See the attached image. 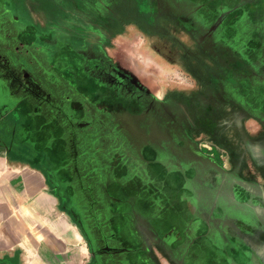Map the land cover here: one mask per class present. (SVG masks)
Wrapping results in <instances>:
<instances>
[{"label": "flooded vegetation", "instance_id": "1", "mask_svg": "<svg viewBox=\"0 0 264 264\" xmlns=\"http://www.w3.org/2000/svg\"><path fill=\"white\" fill-rule=\"evenodd\" d=\"M26 1L0 0V68L16 85L13 89L9 87L13 91L11 97L4 98L6 82L0 79V110L17 105L16 113L24 117L26 130L36 140L33 146L37 144L47 150L41 157L43 163L57 165L51 169L54 186L87 242L88 264H162L163 259L170 264H230L232 248L214 247L209 239L208 223L198 216L202 208L198 204L199 196L184 188L186 178L175 177L162 166L171 159L164 155L166 145L158 141L139 142L138 150L135 149L138 152H133L130 147L133 143L127 139L120 120L131 115L136 128L147 133L166 132L177 145L185 147L184 139L190 133L217 131L220 124L228 129L224 116L230 110L236 113V107L241 105L235 103L232 109L224 107L219 117V112L209 107L203 110L192 102L177 104V93L183 91L176 84L171 87L173 93H169L167 86L161 88L160 95L151 91L141 77L139 65L127 64L109 50L112 38L107 30L112 23L107 15L109 7H104L106 13L79 16L86 26L102 31L99 37H87L90 44L83 53L49 35L39 38L29 25L21 28L15 10ZM66 1L71 4V0ZM191 1L195 3L201 24L196 26L183 19L187 24H182L185 27L182 30L193 37L192 42L186 37L188 43L199 44L194 49H223L227 34L232 35L236 23L242 19L233 17V13L243 11L231 7L232 14L223 15L226 25L220 30L221 37H216L212 28L217 30L218 11L226 6V0ZM238 1L229 2L236 7ZM152 7H159V2ZM257 36L264 38V32L260 30ZM37 40L42 41L41 46H37ZM39 48L61 62L57 72L47 70L35 57L33 50ZM250 54L247 51L244 59L251 67ZM33 56L37 62L32 60ZM32 64L42 67L45 77L49 78V83L40 82L44 92L35 89L36 80L29 71ZM62 66L73 69H67L70 77L60 69ZM8 68L20 75L12 76ZM260 68L264 69V64ZM259 80L262 81L254 83L248 75L241 78L243 84L251 85L250 92L243 97L248 95L252 103L242 107L255 117L264 112V83H261L264 73ZM59 83L66 92L56 91ZM233 97L239 99L238 95ZM75 98H80L83 104ZM209 98L215 100L214 96ZM254 119L264 129L262 119ZM238 122L237 119V129L241 126ZM205 151L195 158L202 161ZM225 155L229 160L231 151ZM197 160L188 162L193 164ZM209 172L221 174L214 169ZM168 229L176 234L171 239L166 236Z\"/></svg>", "mask_w": 264, "mask_h": 264}, {"label": "crops", "instance_id": "2", "mask_svg": "<svg viewBox=\"0 0 264 264\" xmlns=\"http://www.w3.org/2000/svg\"><path fill=\"white\" fill-rule=\"evenodd\" d=\"M28 1L32 2L33 0H27L26 2ZM52 1L63 12L60 16L63 25L59 24L57 26L56 24L55 27L58 28V33L50 31L46 35L54 38V40L60 39L76 51L84 53L90 44V41L86 42L85 40H89L88 36L95 35L94 37H99L98 28L92 25L86 26L82 23L78 19L79 16H88L76 12L73 7L71 8V4L66 7L65 0ZM92 1L95 0H89L90 3ZM156 1H152L150 5L153 6ZM145 2L147 3V1ZM99 12L106 13L100 5H96L94 15L99 14ZM66 16H68V20L65 19ZM20 18L24 22V25L21 24V28L29 25L38 36L35 27L28 23L29 19ZM71 24H81L83 26H75L79 28L77 34H80V36L81 33L83 34L81 37L78 35L77 38H80V42L74 43L75 46L67 41L66 36L62 34V31L67 33L70 31L69 25ZM126 35L127 30L123 25L121 30L111 38L109 50L112 54L119 48L121 40L134 39L138 34L132 38H127ZM37 42V46H41L42 41L37 40ZM146 42L144 39L143 49L155 59L150 48L145 47ZM226 43H228V40L223 43V49L222 47L209 50L196 49L198 54L205 56L208 60V64L203 66L202 71L210 79L209 86H203L202 83L194 80L192 75L189 74L187 76H189V79L191 78L192 86L186 87L185 83L184 87H181V83L169 82L162 78L158 85H160V90L167 86L169 93H173L170 92L171 87L176 84L177 88L183 91L182 94L178 93V98L175 100L177 104L180 101L185 104L192 102L193 104H199L203 110L209 107V110L212 109L213 111L215 109V111H218L219 117L220 111L225 110L224 107L232 109L234 107L232 105H235V103L240 104L241 106L238 105L235 109L236 113L233 114L230 110L226 114L227 116L223 118L227 120L229 128H232L234 132L237 130L241 134L239 138L242 139V143L239 149H224L218 145L219 148L214 149L212 144L195 138V133L185 135V147H182L177 145L176 141L174 142V138L172 139L170 135L164 132L162 134L167 141L173 140L177 149L190 153L192 157L184 158L180 151L175 154L172 150L166 149L164 155L171 159L168 163L161 164L173 176L186 178L184 188L191 189L187 191L199 196L200 201L198 200V204L202 208L198 211V216L205 224L208 223L210 229L209 239L214 247L229 245L232 248L228 258L230 264H264V158H262L264 152L261 151L264 149H261L262 145L259 143V136L264 133V129L254 119L258 117V119L264 120V112H259L255 117L249 115L242 107L251 101L248 95H246V98L243 97L244 93L250 92L249 86L251 88V85L241 83L237 86L241 90V94H238L239 99L233 97V76L229 72V69L233 66V64L229 66V61H231L229 56H233V54L231 49L226 47ZM192 44H195V41ZM33 53L36 58L46 65L47 70L57 72L56 68L61 67L59 65L61 62L59 63L58 59L56 61L51 58L50 53H47V51L45 52L39 48L34 49ZM26 54L31 59L30 54ZM18 57L24 58L21 55H18ZM32 60L37 62L34 56ZM161 64L166 65L163 62ZM32 65L29 71L36 80L34 81L35 89L38 92H44L40 82L49 83V78L45 77L42 67ZM60 69L66 73L67 77L71 76L69 75L70 71H67L69 69L73 70L72 68L68 69L62 66ZM14 72L20 75V72L15 69ZM184 74L186 76V73ZM223 75L225 80L222 81ZM229 77H231V81L228 79ZM0 79L6 82L5 90L8 91L9 96L13 94V91H9V87L13 89L16 85L9 81L1 68ZM56 88V91L62 93L63 90L66 92L64 85H60V83L56 84ZM223 91H226V93L229 91L230 94H223ZM210 96H214L215 100L209 98ZM235 96L237 97V95ZM75 101L83 104L80 98H77V100L75 98ZM212 103L215 104L216 108H213ZM18 109L17 105H13L0 110V264H88L90 256L87 242L71 212L60 199V193L54 186V176H52L51 169H56L57 165L50 163L45 165L43 163L41 157L45 156L47 150L37 144L33 146L36 140L30 136L31 132L26 130L22 122L24 117L22 115L20 117L16 113ZM237 119L239 120L238 123L241 124L239 129L236 127L238 125L236 123ZM132 120H134V117L127 115L120 121L125 130L123 131L126 135L128 134L127 139L129 138V141L133 143V146H130L133 152H138L137 143L139 142L150 144L158 141L162 143L155 138L154 132L147 133L145 130L132 125L135 123ZM127 122L132 127L131 129ZM11 134H13V137H11ZM138 134L142 135V140L137 138ZM204 150H206L203 156L204 159L198 161L195 158L196 154L200 156ZM229 150L231 151V158L228 160L225 154ZM219 155H222V157H219ZM190 160L197 161L190 164L188 162ZM211 169L220 171L221 174L210 173ZM224 186L228 188V194H232L236 204L247 205V208L242 212H226L222 201L216 199L214 193H211V195L206 194L209 189L216 190ZM225 220H228V226L225 230H222ZM175 235L174 231L168 229L166 236L169 239ZM161 263L170 264L166 259L161 260Z\"/></svg>", "mask_w": 264, "mask_h": 264}, {"label": "rangeland", "instance_id": "3", "mask_svg": "<svg viewBox=\"0 0 264 264\" xmlns=\"http://www.w3.org/2000/svg\"><path fill=\"white\" fill-rule=\"evenodd\" d=\"M152 1L154 0H95L90 3L89 0H71V8L73 7L76 12L93 16L96 5H100L102 9L109 6L107 15L112 19V23L107 30H110V36L113 37L116 35L123 25L127 30V38H132L138 34L134 39L121 40L119 48L113 54L123 62L126 61L127 64L136 63L139 65L142 71L141 77L151 91L157 92L159 95L161 94L160 87L157 84L161 78L169 82L181 83V87H184L185 83L186 87L189 85L192 86V80L189 79L188 74H191L203 86L210 84V79L202 71L203 66L208 64L207 58L198 54L196 49H194L199 44L188 43L187 38L191 42L193 40L192 34L190 35L188 31L182 30L185 28L183 26L184 23L187 24L183 19L194 22L196 26H200L201 24L200 17L194 8L195 3L191 0H157L159 7L154 8L150 5ZM229 1L226 0L225 7L219 8L218 15L220 17H217L216 21L217 30H214L216 27H213L212 30L215 32L214 35L216 37H221L220 30L222 31L226 25V22L224 23L226 20L223 15L227 16L228 14H232L230 13L231 7L243 11L242 13L240 11L233 13V17L238 19L242 17V19L236 23L233 34H227L228 43H226V47L231 49L233 54V56H229L231 60L229 61V66L233 64L229 69L230 74L233 76V93L234 95H238L241 94V90L237 86L241 85V78L243 76L246 77L248 75L254 83L262 81L259 79L260 74L264 73V69L260 68V65L264 64V38L257 36V34L260 30L264 32V0H240L236 7L234 6L235 3L231 6L232 3ZM66 2L68 3V1ZM55 5L52 0L28 1L18 8L16 14L29 19L28 23L35 27L38 36H45L50 31H56L58 33V28L55 27L56 24L57 26L59 24L63 25V20L60 18L63 12L59 6L56 7ZM68 5L70 6L69 3ZM103 17L105 18L106 14ZM18 21L19 24L24 23L23 20L21 21V18ZM101 23L105 25V21ZM75 26L80 27L82 25L71 24L69 25L70 31L68 33L62 31L67 41L71 42L73 46H75L74 43L80 42V38H77L78 35L79 37L83 35L82 33L81 36L77 34L79 28ZM100 32L102 31L100 30ZM181 36L185 38L183 45L175 42V39ZM144 39L147 41L145 47L150 48L155 59L143 49ZM85 41L87 42L89 40L86 39ZM247 51L251 53L249 59L251 58L250 60L253 61V66L251 67L245 64L247 63V59L244 58ZM159 62H163L166 65ZM184 73H186V76ZM222 77V81L225 80L224 75ZM228 79L231 81V77ZM228 88L231 89L230 87ZM222 93L230 94L231 90L230 93L229 91L228 93L226 91ZM2 97L9 98L7 90H3ZM262 121L264 122V120ZM127 123L129 125V122ZM220 128L223 129L221 124ZM140 135L138 134L137 138L142 140V135ZM240 135L237 130L234 132L232 128H228L223 130L217 129V131L213 129V132H198L195 133L194 137L212 144L215 148H219L218 146H220L224 149L238 150L242 143V139L239 138ZM154 136L175 154L180 151L174 145L176 140L174 142L173 140L167 141L162 133L156 131L154 132ZM174 137L176 138V136ZM259 138V143L262 145L261 149H264V133ZM261 151L264 152V150ZM180 152L184 158L192 157L188 152ZM206 192L208 195L214 193V197L222 201L226 212H242V210L247 208V205L236 204L233 199L234 197L232 194H228V188L225 186L216 190L209 189ZM224 223V227L221 228L222 230H225L228 226V220H225Z\"/></svg>", "mask_w": 264, "mask_h": 264}, {"label": "trees", "instance_id": "4", "mask_svg": "<svg viewBox=\"0 0 264 264\" xmlns=\"http://www.w3.org/2000/svg\"><path fill=\"white\" fill-rule=\"evenodd\" d=\"M185 41V38H183L182 36L180 38L175 39L176 43H180V45H183V42ZM178 94V93H177Z\"/></svg>", "mask_w": 264, "mask_h": 264}, {"label": "water", "instance_id": "5", "mask_svg": "<svg viewBox=\"0 0 264 264\" xmlns=\"http://www.w3.org/2000/svg\"><path fill=\"white\" fill-rule=\"evenodd\" d=\"M8 73L14 77H18V75L14 72V69L12 70V69L8 68ZM37 86H38V84H37Z\"/></svg>", "mask_w": 264, "mask_h": 264}, {"label": "bare ground", "instance_id": "6", "mask_svg": "<svg viewBox=\"0 0 264 264\" xmlns=\"http://www.w3.org/2000/svg\"><path fill=\"white\" fill-rule=\"evenodd\" d=\"M262 158H264V157H262ZM264 160V159H263ZM264 163V162H263Z\"/></svg>", "mask_w": 264, "mask_h": 264}]
</instances>
